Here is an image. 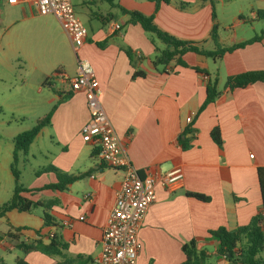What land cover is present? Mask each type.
I'll use <instances>...</instances> for the list:
<instances>
[{
	"label": "crops",
	"instance_id": "1",
	"mask_svg": "<svg viewBox=\"0 0 264 264\" xmlns=\"http://www.w3.org/2000/svg\"><path fill=\"white\" fill-rule=\"evenodd\" d=\"M72 2L88 30L79 47L54 15L40 14L28 1L0 0V51L7 48L14 58L23 60L24 67H19L24 70L22 84L35 86L38 94L43 86L47 88L42 113L36 118L52 110L49 124L40 129L25 155L37 141L44 145L47 137L52 148L45 144L40 151L45 159L40 168L53 165L66 176H77L64 189L21 193L34 201L55 199L50 210L55 225H44L39 209L10 210L0 217L7 223L0 235V250L13 253L17 264H56L59 256L16 247L19 240L47 243L54 234L65 243L68 257L81 256L94 264L100 254L102 228L124 174L101 162L94 145L81 137V127L89 119L84 93L71 91L59 78H50L57 70L76 74L82 60L94 71L103 110L138 173L162 175L177 166L183 171L181 186L155 185V200L138 230L141 247L135 264H180L185 259L181 246L193 238L209 255L207 264H228L216 255L217 241L209 231L246 225L261 211L256 170L264 167V82L230 90L225 80L243 71L264 70V35L218 60L186 52L182 59L188 67L175 60L165 67L155 66L153 58L163 44L140 25L125 24L128 16L118 7L151 14L153 2L113 0L114 6L106 0ZM257 10H264V0H214L220 43H238L259 34L264 20L229 27L238 16L252 18ZM154 22L179 39L214 48L209 39L213 24L209 2L170 0L160 4ZM123 47L139 57L134 66ZM136 70L145 75L133 77ZM213 78L218 95L199 110ZM215 127L220 145L210 136ZM56 181L53 172L41 171L25 188ZM191 194L209 199L199 200ZM0 264H5L1 255Z\"/></svg>",
	"mask_w": 264,
	"mask_h": 264
},
{
	"label": "trees",
	"instance_id": "2",
	"mask_svg": "<svg viewBox=\"0 0 264 264\" xmlns=\"http://www.w3.org/2000/svg\"><path fill=\"white\" fill-rule=\"evenodd\" d=\"M106 1L110 5L114 6L113 0ZM149 1L154 3V11L151 14H144L135 10H127L121 6L118 7L123 14L128 16L125 24L140 25L143 31H145L153 40H159L163 44V48L158 49L153 58L152 62L155 66L159 65L165 67L169 62L175 60L177 65L188 67L186 62L182 59V56L186 52H194L213 60H218L225 53L244 47L245 45L252 42L260 41L264 35V29H262L259 34H256L246 41L238 43L231 42L227 45L221 44L218 36V25L215 22L214 0H198L200 3L209 2L212 7L213 24L209 31V39L213 42L214 48L208 50L202 46V42L179 39L160 29L154 22V15L160 4L169 3L170 0ZM180 5L183 7L185 4L182 3ZM253 20H264V10H257L252 18H247L240 15L237 17L235 22L229 25V27H234L240 22L245 23L251 22ZM118 29L120 30L121 26ZM98 45L100 47L102 46V44ZM122 49L129 58L131 65L134 66L136 60H138L139 57L130 48L123 47ZM192 68L196 71L202 72L205 75L208 74L205 70H200L197 67ZM57 72H59V70L55 71V73ZM144 75V72L136 70L132 76L136 77ZM257 81L264 82V70H247L234 75H229L226 77L225 85L230 90H234L237 88H243ZM216 84V78H213L212 81H208L206 85L205 99L203 100L199 110L215 100L216 96L218 95ZM51 113L52 110L38 118L30 129L17 134L13 138V160L10 164V170L15 184L11 198L0 205V217L13 209L19 212H31L39 209L44 225H55L54 218L50 213L51 206L56 203L55 199H41L34 201L22 196L21 193L38 192L44 189H64V185L75 179L77 176H66L55 166L49 165L37 171L36 173L39 174L41 171L53 172L57 177V181L44 184L40 188L28 189L18 184L17 181L19 178V172L15 167L18 154L26 153L29 145L33 142L40 129L49 124ZM186 131L188 132L189 129H186ZM210 136L216 144H221V138L217 127L211 130ZM256 172L261 196V211L257 215L253 216L246 225L239 226L232 230L221 226L215 230L209 231V234L217 241L215 250L216 255L224 257L228 261V264H264V167H258ZM191 195L203 201H207L209 199L207 196L199 194ZM13 237L18 239L16 236ZM16 247L23 252L36 250L49 256H59L60 259L56 262V264H87L88 261L87 258H81V256H76L77 258L66 256L64 254V250L66 249L65 243H63L60 238L54 234L49 237L47 243H43L41 239H36L29 242L19 240L16 243ZM181 249L185 255V259L180 264H207L208 260L210 259L205 250L198 248L197 241L194 238L184 242L181 246ZM92 263L93 262L90 260L89 264Z\"/></svg>",
	"mask_w": 264,
	"mask_h": 264
},
{
	"label": "built area",
	"instance_id": "3",
	"mask_svg": "<svg viewBox=\"0 0 264 264\" xmlns=\"http://www.w3.org/2000/svg\"><path fill=\"white\" fill-rule=\"evenodd\" d=\"M7 1L14 3L17 0ZM24 1L32 3L40 14L54 15L75 47L85 42L88 30L77 16L72 0ZM51 78H59L71 91L84 93L89 119L81 127V137L94 145L101 162L112 168L122 169L124 174L102 228L101 251L94 264H135L141 247L137 237L138 230L147 209L155 200V185L160 183L165 188L175 189L183 182V171L177 166L162 175H140L129 163L100 103V88L94 71L86 61H78L74 75L69 76L59 71ZM79 218L83 219L82 216Z\"/></svg>",
	"mask_w": 264,
	"mask_h": 264
},
{
	"label": "rangeland",
	"instance_id": "4",
	"mask_svg": "<svg viewBox=\"0 0 264 264\" xmlns=\"http://www.w3.org/2000/svg\"><path fill=\"white\" fill-rule=\"evenodd\" d=\"M11 51L7 48L0 51V205L11 198L15 184L10 170L13 138L35 124L36 117L42 113L47 94L44 86L43 92L38 94L35 86L22 84L21 74L24 70L19 67H24V63L14 58ZM43 142L52 148L47 137ZM44 145L39 140L27 155L18 154L15 167L19 172V185L27 187L38 176L36 172L45 163L44 155L40 153ZM6 224V221H0V235L6 229ZM0 255L5 264H17L13 253L0 250Z\"/></svg>",
	"mask_w": 264,
	"mask_h": 264
},
{
	"label": "water",
	"instance_id": "5",
	"mask_svg": "<svg viewBox=\"0 0 264 264\" xmlns=\"http://www.w3.org/2000/svg\"><path fill=\"white\" fill-rule=\"evenodd\" d=\"M239 264H242V263H239Z\"/></svg>",
	"mask_w": 264,
	"mask_h": 264
}]
</instances>
